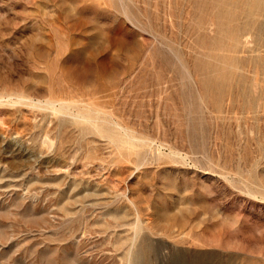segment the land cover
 <instances>
[{"label":"rangeland","instance_id":"374dc122","mask_svg":"<svg viewBox=\"0 0 264 264\" xmlns=\"http://www.w3.org/2000/svg\"><path fill=\"white\" fill-rule=\"evenodd\" d=\"M215 12L0 0V264H264V99L247 111L189 78L208 77L196 58L219 35L198 23ZM95 108L140 143L102 135L104 114L77 121Z\"/></svg>","mask_w":264,"mask_h":264},{"label":"bare ground","instance_id":"6f19581e","mask_svg":"<svg viewBox=\"0 0 264 264\" xmlns=\"http://www.w3.org/2000/svg\"><path fill=\"white\" fill-rule=\"evenodd\" d=\"M214 1L218 12L213 13L211 19H206L204 23L201 21V23H198L196 21L198 23V29L203 33H206L210 29V25L213 24L212 21H214L217 25V33L219 35L218 41L215 42V44H211L212 46L210 48H206L207 43L205 42V47L202 45V53H199V57L196 58L197 67L202 68L203 73L208 74V77L204 79H198L196 77H192V75H189V78L195 84H202L201 86H204L205 88L213 86L218 94L228 96L230 103L234 104L236 102H242L243 107H245L247 111L252 110L255 107L259 108V106L263 105L261 100L263 101L264 99V86L260 83L258 78L259 70L263 71L264 74V53L259 51L256 47L254 49H249L248 42L249 36L255 35V42L264 47V0ZM235 5H240L243 7L242 13L246 14L249 18L246 23L241 24L235 22L238 17V12L235 10ZM262 17L263 20L261 19ZM246 67H254L255 74L253 77H251L249 84L241 86L240 81L243 78V74L240 70ZM233 86H236V88L239 86V89L236 92H230ZM208 89L205 90V94H210ZM200 103L202 105L205 103L203 96H201ZM214 103H219L217 104L218 107L221 106L220 101L218 100ZM47 104L51 106L55 112L64 113L68 109V105L63 103L57 109L55 108L56 104H54V102L48 101ZM92 113V115H77L76 119L77 121L91 124L96 127L97 124L95 123L94 119L97 118V116L93 117V115L95 116L104 114L105 119L103 121L106 122V124H111V126L116 129L113 131L107 125L103 126L99 130L102 135L110 138L111 142L119 141L134 145L140 143V141H137L130 135L129 131L125 127L122 126L125 129H123L121 126V128H118L117 124L111 123L106 118L107 114L102 112V110L100 111V109L95 108ZM117 128L124 133L126 139L121 137L120 139H116L115 135L116 132H118ZM142 144L144 143L142 142ZM147 252L148 246L145 245L144 247H140L137 251L135 250V253L133 252L134 254L132 253L133 259H143L145 258Z\"/></svg>","mask_w":264,"mask_h":264}]
</instances>
